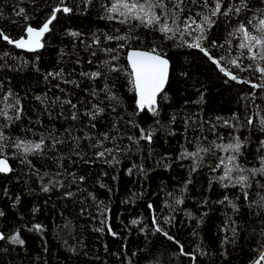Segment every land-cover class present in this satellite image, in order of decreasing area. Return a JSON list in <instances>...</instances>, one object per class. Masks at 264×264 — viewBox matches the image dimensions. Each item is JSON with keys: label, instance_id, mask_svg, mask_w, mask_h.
Masks as SVG:
<instances>
[{"label": "trees", "instance_id": "trees-1", "mask_svg": "<svg viewBox=\"0 0 264 264\" xmlns=\"http://www.w3.org/2000/svg\"><path fill=\"white\" fill-rule=\"evenodd\" d=\"M114 2L0 0V158L12 167L0 174V264H255L264 254V173L252 171L264 168V88L252 85L264 83V60L239 47V29L256 34L264 0H183L182 37L121 23L108 11ZM56 8L43 51L3 38L25 37ZM203 15L208 55L190 46ZM151 49L171 62L155 113L139 111L127 62L130 50ZM42 137L35 154L16 146ZM237 138L239 153L225 148ZM232 155L245 171L221 181Z\"/></svg>", "mask_w": 264, "mask_h": 264}, {"label": "snow or ice", "instance_id": "snow-or-ice-1", "mask_svg": "<svg viewBox=\"0 0 264 264\" xmlns=\"http://www.w3.org/2000/svg\"><path fill=\"white\" fill-rule=\"evenodd\" d=\"M172 3V7L169 8L165 3V0H115L112 3L111 7L108 9L111 13H119L121 17H124L121 20V23H130L131 20H137L145 27H154L159 31L164 33H172L173 36L177 32L180 33L181 37L183 36V30L177 20L179 18V13L176 11L179 8V4L183 2V0H169ZM195 2V0H193ZM203 4L205 7L208 5V0H203ZM156 9H160V12H157ZM221 4L219 2L215 3L214 8H212L210 16H216L220 13ZM61 11L60 8H56L53 12L52 17L39 29H34L32 27H28L26 29L28 38H21L16 41L9 40L7 35H4L3 38L8 40L9 43H15L19 48H28L29 50H35L36 48L42 47L43 45L40 43V38L49 31V24H51L52 20L56 18L55 12ZM64 12L71 11L70 8H63ZM182 11V9H181ZM239 11V9H236ZM20 12H23V9H20ZM226 14V13H225ZM202 15V14H198ZM209 15H203L202 21L197 24V30L200 35L195 37V43L191 44V47L201 48L202 51H205L201 47L199 41L201 39H206L205 35V25L211 26V19ZM173 19V25L170 26L166 21L169 18ZM112 18V17H109ZM189 21L192 24H196L195 20H191L189 17ZM190 26L188 21L184 22V28H188ZM256 28V34H253L248 30L244 25L240 26L239 32L242 34V42L239 44L241 49H247L252 55L249 57L252 60H256L259 58L260 60H264V19L259 20L258 26H253ZM172 38V37H169ZM107 39H113V37L109 36ZM115 39H125V37L117 36ZM213 46H215V41L212 42ZM123 47V45L121 46ZM221 59H224L221 57ZM128 60L131 64V76L132 83L134 88L138 94V107L140 110H144L147 108L149 111L155 113V106L157 104V97L161 95L164 91V87L168 81L169 74V61L164 57L163 54L158 52L156 49L151 50H132L128 55ZM217 64L220 63V60L215 61ZM229 63L237 64L236 60H230ZM239 65L237 64V67ZM221 71H225L223 67L220 69ZM258 71L264 76V67H259ZM226 75H230L231 79L236 80L237 77L232 75L230 72H225ZM94 76L99 75V73L93 74ZM254 88H264V83L254 84L252 85ZM162 99L166 97H161ZM0 115H5L4 112H0ZM75 118V117H73ZM248 123L251 124L252 120L249 119ZM260 124L264 126V119L260 121ZM145 139L151 140V133L144 137ZM43 137L39 143L32 142H24L19 141L17 143V148L23 147L24 153H32L35 154L42 150ZM226 149H231L234 153H239L241 149V142L238 140L236 143L228 144L225 146ZM207 151L208 149H203ZM100 156H103L104 153H99ZM192 155H196L193 153ZM237 159L236 155L229 156L228 163L233 164V167H226L224 175L219 179L223 181L226 178H230L231 173L235 169L238 172H244L245 169L240 167L238 164H234V161ZM262 162H264V157L261 158ZM223 163V160H221ZM11 168L8 166L7 158L0 159V172H9ZM253 172L259 171L264 173V168L258 170H252ZM248 180L247 176L240 175L238 177V182L246 183ZM47 190V189H45ZM2 215V213H0ZM132 223H137L133 221ZM160 230L159 228L157 229ZM167 236V233H164ZM172 239V237H168ZM0 239H3V236L0 235ZM14 242L18 241V237L12 238ZM23 243V241H19ZM264 262V254L260 255L259 258L255 261V264H262Z\"/></svg>", "mask_w": 264, "mask_h": 264}, {"label": "water", "instance_id": "water-1", "mask_svg": "<svg viewBox=\"0 0 264 264\" xmlns=\"http://www.w3.org/2000/svg\"><path fill=\"white\" fill-rule=\"evenodd\" d=\"M250 1H251V2H257V1H260V0H250ZM55 16H56V15H55ZM54 20H55V19H54ZM54 20H52L51 24H49V31H47L46 33H44V35L40 38V43L43 45L42 47L36 48L35 50H29V49L26 48V47H25V48H19V47L16 46L15 43H11V45H12L13 47H15L17 50H19L20 52H23V53H26V54H37V53L43 51V49H44V41H45L46 37L49 35V33L51 32V25H52V23L54 22ZM40 28H41V27H40ZM40 28H34V29L39 30ZM23 38H24V39H27V38H28L27 32H26V36L23 37ZM131 51H132V50H130V51L128 52V54H127V62H128V64H129L130 70H131V64H130V61L128 60V55H129V53H130ZM141 51H144V50H141ZM204 53H205L206 55H208L205 51H204ZM166 59H167V58H166ZM167 60H168V59H167ZM168 61H169V60H168ZM170 74H171V62L169 61V74H168V81H167V83H166V85H165V87H164V91H163V93L165 92V90H166V88H167V86H168L169 79H170ZM135 92H136V90H135ZM163 93H161V95H162ZM161 95L157 97V102H158L159 98L161 97ZM136 97H137V107H138V99H139V97H138L137 92H136ZM138 109H139V107H138ZM145 109H146V108H145ZM145 109H144V110H145ZM144 110H140V109H139L140 112H143ZM0 159H3V158H0ZM7 163H8V166L11 168V171H9V172H0V174H3V175H9L10 173H12V167H11V165H10V163H9L8 161H7Z\"/></svg>", "mask_w": 264, "mask_h": 264}]
</instances>
